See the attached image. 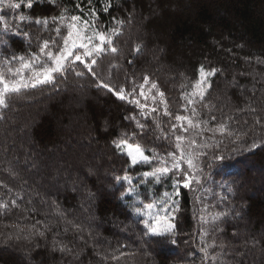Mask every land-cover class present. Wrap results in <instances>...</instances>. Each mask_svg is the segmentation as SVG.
Segmentation results:
<instances>
[{"label": "trees", "instance_id": "1", "mask_svg": "<svg viewBox=\"0 0 264 264\" xmlns=\"http://www.w3.org/2000/svg\"><path fill=\"white\" fill-rule=\"evenodd\" d=\"M73 18L112 47L2 89L22 62L26 77L51 66ZM128 25L140 38L120 69ZM154 57L167 64L144 72ZM139 137L194 165L133 164L117 145ZM79 148L96 159L73 181ZM151 201L170 214L165 231L137 212ZM0 264H264V0H0Z\"/></svg>", "mask_w": 264, "mask_h": 264}, {"label": "rangeland", "instance_id": "2", "mask_svg": "<svg viewBox=\"0 0 264 264\" xmlns=\"http://www.w3.org/2000/svg\"><path fill=\"white\" fill-rule=\"evenodd\" d=\"M140 19H141L140 22H143L145 18L142 17ZM127 28H128L127 33L124 38L126 41H128V43H124V41H122V46L124 47L126 46V47L124 49H121L122 53L117 55L115 59L112 60V64L118 65L117 66L118 68H120L119 66L120 64H122V60L127 57L128 53H130L129 50L136 45L137 40H139L140 38V34L137 32V28L136 29L129 28V25ZM151 37L152 38L149 39L148 41L147 48L145 47V51L146 53L149 52L152 56L153 54L156 53V48L157 46L160 45L161 41L157 40L158 36L154 38L153 36ZM111 43H112V40L110 36L108 34L98 31L93 26L91 21L81 20L79 18H73V21L70 24L68 28V32L61 45L62 46L61 50H59V52L55 53L54 55L49 54L48 56V60L52 65L50 66V65L45 64L43 67V70H39L40 71L39 73L26 77L25 71L23 70L29 68V65L27 62L25 63L22 62L21 63L22 71L15 72L18 74V78L15 79L16 81L15 80L10 81V82L1 81L2 89L5 90V89H10V88H17L26 83L35 84L37 82L49 79L50 75H52V72L56 69H59L65 63L67 58L73 56L74 60H84L88 57H92L94 54L104 51L105 49L111 48L112 47ZM165 64H167L166 61L164 62L163 60H158L156 57H154V60L150 63V67L146 68L144 72H148L151 69L159 70ZM128 69L129 68L127 67L126 71H121L122 74L130 75L131 73L130 71H128ZM180 72L181 71H179L178 73L181 74ZM210 74H212V72H208L204 70L200 71L198 79L196 81H193L190 84V86H188L190 87V89L186 92L187 93L186 97H185V93L183 94V99H185L188 106L192 104V101L194 99L200 97L203 94L208 84V78ZM181 78L182 79L181 80L179 79V82H177V85L182 84L183 86H186V84H183L181 82L184 80V76H182ZM223 81L224 83H222L221 88L224 89V93L226 94L228 92L227 90L233 89V84L230 82L229 79L228 80L223 79ZM185 88H183V90ZM150 94H151V91L150 89H148L146 92H143V98L148 99L149 102H154ZM133 102H135L137 105L136 99H134ZM138 105L142 111H145V106H143V103H140ZM136 113H139L138 109H136ZM169 118H172V117H169ZM183 118L187 119V115L183 116ZM56 122H59V120H57ZM182 123H184L183 120H182ZM86 136L92 145L97 144L93 138H91L90 140V136L88 137V134H86ZM169 140L171 139L169 138ZM163 146H165V144L161 142L153 145V144H150V141L148 139H145V138L143 139L139 137L137 140H135L131 144L125 141L121 142L117 145V148L120 151L126 153L133 164H147L152 161L157 162L155 165V169L152 171V172L157 171V174L167 172V170L175 168V167L181 168V159H184L185 161H187V163L190 166L194 165L193 157L191 156L190 153H185V154L182 153L180 156L174 155L173 152H169L167 154V153H164L165 151L162 148ZM69 147H71L70 149L72 150H76L74 146L69 145ZM79 150H82V149L79 148ZM189 151L192 152L191 148H189ZM82 152H84L85 154L84 150H82ZM22 156L23 154H19L18 157L20 160ZM95 159H96V156H92V154L87 155V156L85 154V156L83 157L80 156L76 160L71 161L69 164L65 163V161L62 159V163H65V165H67L64 168L65 169L64 172L65 174L68 172L66 175H70L73 181L79 180L83 172L87 173L88 175H93L90 169L93 168ZM53 173H54V170L49 171L47 177H49ZM111 174L112 173H109V175ZM259 178H261V174H257L253 178V182H256V184H258L256 188L257 190L260 189ZM86 188L89 189V185H87ZM105 189L106 188H104L103 190ZM128 193L133 194L131 189L128 191ZM135 199L137 202L139 201L137 199V196L135 197ZM38 203L41 206L45 205V202L42 200V198L38 201ZM137 212L139 215L145 217L146 219L148 218L150 224L152 225L151 231L155 233L165 231L168 228V226H170L171 224L170 214L167 212L166 208L161 207L160 204L155 203V201L148 202V204L138 209ZM27 248L28 247H25V249Z\"/></svg>", "mask_w": 264, "mask_h": 264}]
</instances>
